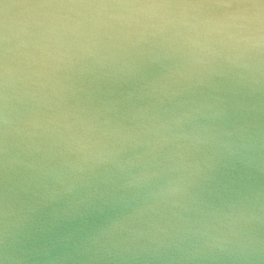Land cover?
Here are the masks:
<instances>
[{"label":"water","instance_id":"1","mask_svg":"<svg viewBox=\"0 0 264 264\" xmlns=\"http://www.w3.org/2000/svg\"><path fill=\"white\" fill-rule=\"evenodd\" d=\"M0 264H264V0H0Z\"/></svg>","mask_w":264,"mask_h":264}]
</instances>
